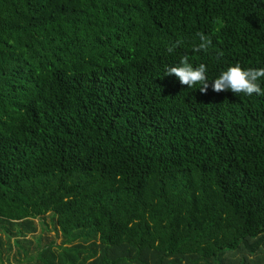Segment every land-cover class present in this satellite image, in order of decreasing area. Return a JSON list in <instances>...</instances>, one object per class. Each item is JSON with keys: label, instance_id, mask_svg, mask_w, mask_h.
Masks as SVG:
<instances>
[{"label": "trees", "instance_id": "obj_1", "mask_svg": "<svg viewBox=\"0 0 264 264\" xmlns=\"http://www.w3.org/2000/svg\"><path fill=\"white\" fill-rule=\"evenodd\" d=\"M236 62L264 0H0V264H264V96L211 87Z\"/></svg>", "mask_w": 264, "mask_h": 264}, {"label": "clouds", "instance_id": "obj_2", "mask_svg": "<svg viewBox=\"0 0 264 264\" xmlns=\"http://www.w3.org/2000/svg\"><path fill=\"white\" fill-rule=\"evenodd\" d=\"M197 36L200 42L199 44H193L194 51L203 50L207 52L213 46L211 36L203 32L197 33ZM183 43V40H177L167 48V51L172 53ZM222 55V52L219 53L217 59ZM166 71L169 76L175 75L182 85L191 88L199 84L201 85L199 88L200 92L207 93L210 84L205 64L200 63L198 66H194L189 61L188 56H183L177 65L168 67ZM262 78H264V68H244L239 62H236L233 66H229L225 71L221 72L218 78L214 79L211 87L215 92L231 90L237 95L245 94L251 96L257 94L264 96V88H262L260 83Z\"/></svg>", "mask_w": 264, "mask_h": 264}, {"label": "rangeland", "instance_id": "obj_3", "mask_svg": "<svg viewBox=\"0 0 264 264\" xmlns=\"http://www.w3.org/2000/svg\"><path fill=\"white\" fill-rule=\"evenodd\" d=\"M36 222H37V224L39 226L38 235L44 234V236L49 237L51 240L56 241L58 246L64 245L65 238L63 237L62 233L57 232L55 230V227L52 224V221H51L50 217L47 218L45 223H44L43 219H41V217H38ZM4 241H5V239H4ZM5 251H6V249H5ZM4 263H7V261L4 260ZM12 264H14V263H12Z\"/></svg>", "mask_w": 264, "mask_h": 264}]
</instances>
